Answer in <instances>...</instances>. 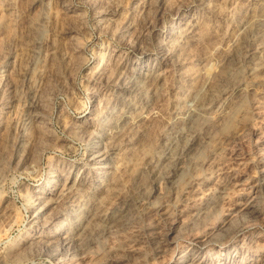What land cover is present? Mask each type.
<instances>
[{
	"label": "rangeland",
	"instance_id": "rangeland-1",
	"mask_svg": "<svg viewBox=\"0 0 264 264\" xmlns=\"http://www.w3.org/2000/svg\"><path fill=\"white\" fill-rule=\"evenodd\" d=\"M257 9L255 0H0V264H264V46L254 71L240 49L227 55ZM227 60L235 75L212 88L221 100L237 94L231 111L218 119L213 107L196 122L204 140L191 150L179 141V177L168 181L172 167L154 176L186 92ZM151 68L159 85L133 88ZM128 100L148 113L137 134L110 140L105 123ZM97 142L112 144L110 177L91 159ZM107 176L108 190L93 187ZM124 201L135 210L128 222L94 220L65 238L76 209Z\"/></svg>",
	"mask_w": 264,
	"mask_h": 264
},
{
	"label": "bare ground",
	"instance_id": "bare-ground-1",
	"mask_svg": "<svg viewBox=\"0 0 264 264\" xmlns=\"http://www.w3.org/2000/svg\"><path fill=\"white\" fill-rule=\"evenodd\" d=\"M255 2L258 3V9L256 11L254 10L255 12H252L253 14H251L249 17H245L244 19H242L239 22V24H237L238 25V27H237L238 33H237L236 36L234 35L235 37L230 40L231 41L230 43H228V46H229L228 47V53L229 54H227L229 56H232V54L234 52H236L237 50L240 49L241 50L240 53H241V55H243V58L246 59L249 62V67H248L249 71H254L255 69H257L259 67L260 64L258 63V61L254 60V59L258 57L257 55H258L259 49L260 48L262 49V47L264 46V44L262 43L263 40H264V38L262 39V37L264 36V0H255ZM187 26H184V29ZM185 30H187V29H185ZM189 31L190 30L181 32V37L186 39L187 35H188L187 33ZM247 35L249 37L251 36L253 40L254 39H256V41L260 40V42H258L259 44H257V46H255L254 48L249 47V45L247 46L246 42L249 40ZM251 45L253 46V44H251ZM263 49H264V47H263ZM242 50H243V52H242ZM255 55L257 57L254 58ZM181 58H183V57L181 56ZM234 58H236V57H234ZM258 60H259V58H258ZM227 61H226V64H228V65H225L224 63H223L224 65L218 64L216 67L213 68L212 71L206 73L204 76L201 74L203 76V78L201 76L202 80L200 81L201 84L199 83L200 86H197L198 88H196V87L194 89L192 88L191 90L189 89V91L186 92V94H185V102H182V105L176 110V114L179 117V121L177 122V120H176L177 123L171 125L170 132L168 133V135H166V141H167L166 142V146H164L165 148L163 149V151L161 153L162 158L158 159V160H160V163L157 162L155 165H153L154 167L152 169L153 170L152 172H153L154 176H159L162 173L161 169H163L164 167L166 168L165 170H167L168 167H170V168L172 167L173 177H169L168 181L169 180H170V182L174 181V179H176V177H179V175H181L182 171L185 169V168L183 169L181 167V165L179 163L180 161L177 162V160H176L177 156L175 155V152H174L175 148L177 147V144L179 143V141L184 142V148H187V149L190 148V150H191V146L192 145L195 146L194 144H196L197 140L199 139V137H197L198 134L193 131L194 129H192L193 125H195L196 122L200 123V122H198L199 120L205 119L207 114H208V112L210 110L212 111L213 107H215V109L213 110V117L214 118H218V119L219 118L221 119V118L225 117L231 111V103L233 101H235L234 98H236L237 94H231V96L229 98L227 97L228 100H221L222 95L224 96V94H226L225 91L220 90V92L217 93L216 90L212 88V84L214 82H216V81L219 82V81L222 80V78L225 79V77L227 75L228 76L235 75L234 72H236L237 66L235 65V63H232L231 61H230L231 63L229 61H228L229 63H227ZM236 62H237V60H236ZM246 66H247V64H246ZM245 72H247V71L245 70ZM158 73L156 72V69H152V68H151V70L150 69L146 70V71L144 70V72L141 70V72H139L137 75H133L132 76V79H133V81H131L132 85L129 83V86L131 85L135 89L136 88L142 89L143 85L146 84L147 82L148 83L150 82L151 84L154 83V85H157L158 82H159V75H160ZM198 75H200V73ZM125 83H127V82H125ZM213 85L215 87V83ZM125 87H127V86H125ZM184 88H185V86H184ZM242 88H243V86H242ZM242 88L238 87L237 90H240V89L242 90ZM186 89H188V88H186ZM183 91H185V90H183ZM226 91H227V89H226ZM182 96H184V95L182 94ZM183 99H184V97H183ZM140 100H141V98H140ZM136 104L138 105V103H136ZM135 105L132 103L131 100H128L126 105L124 106V108L122 110H120L118 112H117V110L113 111L111 119L110 120L107 119L108 122L105 123L106 127L105 126L104 127H105V133L108 135L107 137H109L110 140L115 139L117 136L121 137L120 133L122 131H124L125 128H127L126 132L133 131L134 134H137L139 132L140 122L146 116V112H147L149 106H148L147 102H143L138 107L135 106ZM137 108H139V109H137ZM216 121H217V119H216ZM129 133H127V134L129 135ZM124 136H126V135H124ZM201 136H202V133H201ZM201 138H203V137H201ZM203 140H201V141H203ZM199 141L200 140H198V142ZM91 147H93V148H91V157H92L91 159L95 163L94 167H96V169L97 168L103 169V170L99 171V173H101V176L102 175L106 176L109 173L108 171H110V173H111L112 172L111 171L112 164H110V161H111L110 160V155L111 154H109V151H110V149H112V144L111 143L107 144V146H103L100 149L99 148L100 147V143L97 142V144L95 146H91ZM179 151L180 150L176 151V154H179L180 153ZM177 152H179V153H177ZM183 155H184V153H183ZM186 155H187V153H186ZM185 156H184V158H185ZM181 161H182V159H181ZM182 166H184V165H182ZM108 175L110 177V174H108ZM78 176L80 178L78 182H81L82 175H78ZM113 178L109 179L108 176H107V178H105L104 180H103V178L99 179L97 183L95 181V186H93V185L92 186L95 187V188H99V189L103 188V190L104 189L108 190L111 185H114L113 184L114 183V179ZM83 181H84V179H83ZM107 181H108V183H106ZM71 185H72V183L70 184L69 187H71ZM71 189H72V187H71ZM80 207H82V206H80ZM87 207H88V205H87ZM92 207L90 206V208H88L89 209L88 211H87L86 208H84V209H86V213H84L83 209H76V212H74V214H76L75 217H76L77 222L75 224L74 230H70L69 229L71 231L70 233L69 232L64 233L66 239H73L75 237L78 238V235L82 236L84 234L85 230L87 229V227H86L87 224L89 222H91V221H94V220H96V223H98V222L101 223L107 229L109 227H113V226H116V225H118V226L122 225V224H124L127 221L129 216L132 215V212L135 211V210H133V207L130 204V202H127V201L122 202V204H120V206L118 208H116L115 210H113L112 212L106 211V208L105 209L101 208V210H99L98 206H95L94 208H92ZM99 207H101V206H99ZM135 209H137V208H135ZM38 214L36 215L37 217H38ZM89 225H90V223H89ZM72 229H73V226H72ZM94 230H96V229H94ZM77 231H78V233L76 234ZM74 235H75V237H74ZM190 258H192V257H190Z\"/></svg>",
	"mask_w": 264,
	"mask_h": 264
}]
</instances>
